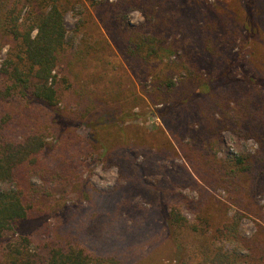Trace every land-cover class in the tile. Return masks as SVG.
I'll return each mask as SVG.
<instances>
[{
  "label": "trees",
  "instance_id": "1",
  "mask_svg": "<svg viewBox=\"0 0 264 264\" xmlns=\"http://www.w3.org/2000/svg\"><path fill=\"white\" fill-rule=\"evenodd\" d=\"M65 1L0 0V49L5 37L19 46L1 70L0 76L10 84L0 90V102L7 104L15 98L25 101L20 110L0 108V239L27 221L40 220L47 212L43 201L54 196L56 187H68L94 205L78 211L81 215L77 220L73 221L77 216L73 214L54 240L32 236L11 242L0 251V264H138L134 260L137 242L152 239L159 218L166 223L171 242L180 253L178 261L187 250L181 237L192 232L201 235L195 264H264V204L260 201L264 200V80L242 71V80L235 87H227L231 84L226 78L231 64L223 75L212 71L213 60L228 53L240 38L238 1L223 4L227 7L224 19L218 12L204 14L201 19L195 13L199 22L191 29L208 54L203 66L196 60L193 65L182 61L165 66L155 75L146 100L161 106L157 116L166 129L153 136L111 124L108 115L101 118L100 126L91 124L89 134L81 133V126L97 107L89 89L90 95L84 91L79 95L78 111L59 106L56 85L50 84L58 67L87 64L107 50L113 55L102 36L84 33L80 42L67 40ZM102 2L108 5V0ZM169 3L118 0L115 5L113 24L124 30L120 49L133 69L148 73L164 50L179 49L178 34L183 35L185 29L176 31L180 17ZM100 4L95 1L92 6ZM26 9L28 16L22 19ZM135 11L145 17L140 28L127 21ZM260 13L264 15V7ZM252 14L250 8L243 29L248 37L254 31ZM84 26L82 22L78 28ZM177 73L185 77L175 81ZM105 75L92 79L102 80ZM114 91L118 98L125 92L119 82ZM133 94L137 95L135 102L143 101L137 92ZM133 109L123 110L125 120L138 117ZM225 131L240 139L255 140L258 150L235 162L219 160ZM131 132L138 136L134 143ZM142 149L159 153L152 154L151 160L142 155ZM165 154L181 156L185 165L168 170L160 160ZM93 155H99L108 167L119 169L120 184L111 192H100L84 178L85 159ZM149 165L153 170L148 175ZM245 177L257 181L247 185L243 183ZM187 186L197 192V200L179 192ZM210 190L225 191L227 203ZM98 193L111 198L99 203L100 198H95ZM136 197H143L151 207L152 219L135 222L125 216L122 205ZM185 208L194 214V221L184 216ZM246 216L255 221L256 231L251 237L241 230Z\"/></svg>",
  "mask_w": 264,
  "mask_h": 264
},
{
  "label": "rangeland",
  "instance_id": "2",
  "mask_svg": "<svg viewBox=\"0 0 264 264\" xmlns=\"http://www.w3.org/2000/svg\"><path fill=\"white\" fill-rule=\"evenodd\" d=\"M98 1L100 5L92 6V3ZM103 0H66L63 3L65 11V23L67 28V40L72 41L75 38L76 41L82 40L84 33H88L93 37L102 36L107 39L112 47L113 55L111 56V50L106 53L99 54L87 64H77L75 67L63 65L58 67L54 72L50 80V84L53 82L58 90L60 98L59 106L61 108L67 107L72 111H78L79 95L83 91L87 94L88 89L90 93H94L97 107L88 121L81 126L80 130L83 134H89L91 131V124L99 125V121L104 115H108V122L115 123L121 127L131 128V131L136 130V133H145L148 136H153L159 129H166L164 122L157 116V109L161 108L160 105H152L148 103L146 98L148 93H151V89L154 77L167 65H180V62L187 61L190 64L194 61H199L201 65H204V58L208 55L205 50V44L196 39L192 32L193 23L199 22L196 19V12L199 13L200 19L204 14H215L218 12L224 19L227 11L226 6L223 4H231L223 0H169L172 11L179 15V21L181 24L176 28V31L180 32L182 28L185 29L183 35L178 34L179 49L170 48L164 50L158 62L146 73L140 68L133 69L130 67L129 62L121 51V42L123 39L122 33L124 32L117 29V25L113 24V15L115 11V5L118 0H108V5L102 2ZM240 6V19L238 20V30L241 31L240 38L231 46L228 53L223 54L222 57L213 60V69L219 76L223 75V70L226 69L229 63L232 66V70L227 74L226 78L229 82L226 83L227 87H235L240 80H242V71H246L251 76L253 75L257 80H264V15L260 12L264 7V0H237ZM250 8L253 11L251 19L254 25V31L250 37L245 32L244 25L249 18ZM28 9H26L22 15V19H26ZM233 13V14H232ZM234 15V11H232ZM127 21L129 25L140 28L145 23V17L139 11L132 12L128 15ZM84 23V27L78 28L79 23ZM178 25V24H177ZM119 28V27H118ZM35 35V34H34ZM121 35V37H120ZM263 37V38H261ZM0 49V73L4 63L12 52L18 49V44L10 37H5L1 43ZM196 46V47H195ZM229 60V61H228ZM93 61V62H92ZM193 65V64H192ZM202 70L208 71L205 67H201ZM107 75V78L100 80L92 79V76ZM179 74V73H177ZM105 75V76H106ZM185 77V74H179L175 76V81ZM225 81L226 79L223 78ZM123 85L125 91L121 97H116L115 89L117 83ZM10 84L9 79L0 76V90H3ZM138 93V97L143 101H134ZM89 94V93H88ZM90 95V94H89ZM146 102H145V100ZM0 102V108L2 110H20L25 106V101L15 98L9 101L7 104ZM6 105V106H5ZM134 106L133 113L138 117L125 120L122 112L126 108ZM196 111V108L194 106ZM79 122L76 123L78 125ZM133 129V130H132ZM134 135V136H133ZM133 136L132 142L134 143L135 137H138L134 132H131L130 137ZM223 143L220 148L217 157L221 161L235 162L236 160L253 155L258 150V145L253 139H240L235 136L231 131H225L222 134ZM54 142V140H52ZM174 147L177 152L180 153L178 145L175 143ZM159 151L143 150L142 155L148 157L151 160L152 154L157 155ZM144 157L140 158V161L144 160ZM162 166L164 165L168 170L173 171L178 167H183L185 161L181 156L172 158L170 155H166L162 159ZM85 171L84 178L88 180L92 186L97 188L102 193L111 192L120 181L119 169L116 166L108 167L104 164L99 155H93L90 158L85 159ZM153 170L152 166L147 167V172ZM149 180L148 177H146ZM257 179L254 177H245L243 183L247 185H254ZM38 184L40 182L36 181ZM153 183V180L151 181ZM211 193L227 203L228 195L223 190H210ZM184 197L190 200H197L198 194L192 187H185L183 190L179 189ZM94 197V196H93ZM95 198L101 200H108L111 195L95 194ZM261 204H264V200L261 199ZM96 204V209L98 204ZM43 205L47 210L46 214L40 218V220L25 222L21 228L16 229L0 239V251L7 247L11 242H15L20 237L42 238L47 241L54 240L57 236V231L61 230V227L70 222V217L73 214L77 216L73 221L78 219L82 211L91 209L94 204H90L86 199L80 198L77 194L73 193L68 187H56L54 196L47 198L43 201ZM121 209L126 213L125 216L133 221H140L142 219L151 218V207L144 200L143 197H136L134 202L122 205ZM235 210V208L233 209ZM80 211V212H78ZM234 212L230 214L233 215ZM184 216L189 221H194L195 216L184 209ZM160 219L158 226L151 227L153 229L154 236L149 238V242H137L135 262L138 264H195L197 262V251L201 246V235L192 232H185L181 237L183 239L182 245L187 247L186 253H183L181 260L178 261V255L176 245L171 242V233L167 228L166 223ZM242 232L247 237H251L256 231L255 221L250 216H246L242 222ZM168 238V239H167ZM230 248V246H229ZM182 254V253H181ZM185 256V258H184Z\"/></svg>",
  "mask_w": 264,
  "mask_h": 264
}]
</instances>
